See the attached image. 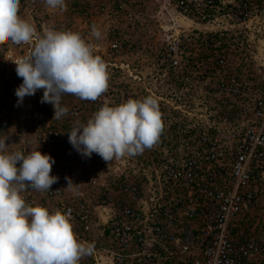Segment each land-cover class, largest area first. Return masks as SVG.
<instances>
[{"label":"built area","instance_id":"built-area-1","mask_svg":"<svg viewBox=\"0 0 264 264\" xmlns=\"http://www.w3.org/2000/svg\"><path fill=\"white\" fill-rule=\"evenodd\" d=\"M174 7L180 20L161 47L141 45L117 28L105 54L92 47L106 65L107 90L61 119H53V110L38 122L58 180L50 190L28 187L21 195L50 214L70 212L72 226L91 233L92 206L65 191L75 165L63 148L66 132L84 111L90 119L105 103L152 96L163 125L158 141L142 154L114 159L120 200L100 198L102 209L118 208L106 224L114 264H264V241L255 234L264 215V0H174ZM24 8L20 0L18 15ZM30 21L31 42L15 44L18 55L7 50L14 66L23 47L31 46L29 56L39 40L38 24ZM17 88L9 85L0 104V139L18 111Z\"/></svg>","mask_w":264,"mask_h":264},{"label":"clouds","instance_id":"clouds-1","mask_svg":"<svg viewBox=\"0 0 264 264\" xmlns=\"http://www.w3.org/2000/svg\"><path fill=\"white\" fill-rule=\"evenodd\" d=\"M27 1L23 2L29 6ZM45 4L53 9L66 7L65 0H45ZM19 8L20 0H0V44L31 42L35 30L18 15ZM91 36L101 37L95 26ZM13 63L22 78L15 90L18 105L43 89L40 102L53 105V119L69 112L61 103L65 94L96 101L108 87L105 63L79 33L72 31L45 30L30 55ZM9 78L2 84L7 92ZM162 127L158 102L147 96L118 106L105 103L87 123L75 122L66 134L82 156L91 158L95 153L110 164L113 159L152 148ZM7 140L0 139V264H78L82 257L93 255L95 245L76 238L70 212L57 209L50 214L44 206L26 204L21 195L28 187L42 192L51 189L58 180L51 174L54 158L39 149L9 153ZM68 187H72L70 179Z\"/></svg>","mask_w":264,"mask_h":264},{"label":"crops","instance_id":"crops-1","mask_svg":"<svg viewBox=\"0 0 264 264\" xmlns=\"http://www.w3.org/2000/svg\"><path fill=\"white\" fill-rule=\"evenodd\" d=\"M39 1L41 2L42 0ZM34 2L36 6H34L32 10L37 9V11L35 16L32 18H35L38 23V37L40 39L43 37L45 30L54 29L53 27H56V21H52L51 11H38V7L44 6V0L43 3L39 6L38 0H34ZM28 11L29 10H27V12ZM19 16L22 19L26 18L25 20L29 18L26 13H21ZM101 18L102 17H99V19ZM29 21L30 19H28V23ZM99 24H102V21H100L98 25ZM57 30L61 31V28H58ZM142 34H144V32ZM84 35L87 36V40L85 38L86 43H88V40L90 39L92 41V43L90 44L91 47H99L101 48V50L103 49V53L105 52L106 47L104 45H100L99 43H94V37L91 36V33L89 31L84 32ZM30 47L31 46L28 44L25 45L23 47V50L20 52V55L23 57L27 56V50H29ZM7 49L10 50L9 45H7ZM104 54L102 57L105 58L106 55L104 56ZM11 67L12 71L8 77H10L9 79L19 87L22 83V78H19L17 76L16 66L11 64ZM43 91V89H40L34 96H26L22 104H19L16 115L3 128L2 139L6 137L8 138L6 143L9 144L7 148V151L9 153L23 152L27 154L30 150L38 149L42 153L45 151L40 143V137L36 126L38 122L40 120H44L45 117L54 110V108L52 104L40 102L43 96ZM71 97H73V99ZM80 101L81 99L74 97L71 94H65L62 97L61 103L63 106H67L70 109L77 106ZM88 119L89 113L87 111H84L82 118L77 121L81 123H87ZM69 131L67 130V132ZM63 148L70 151L73 156H75L74 169L72 175L68 178V180L70 179L72 181V187H68L67 181L65 187L66 194L67 196L79 197L86 200L93 208L94 228L91 233H84L79 229L78 226H72L78 241L85 244L92 243L95 245L93 255L82 257L78 264H114L112 256L109 252V250L113 249V246L108 239L106 224L110 217L117 216L118 208L116 205H111L108 206V208L105 210L102 209L100 205V198L109 196L113 197L115 200H120L119 188L114 186L113 179L114 171H119L120 168L116 165V162L118 160L113 159V161L109 164V162L104 161L100 156L94 157L92 159L81 157V154L78 153L69 143L67 134L63 142ZM126 158L127 156H124L121 158V160H126ZM119 163L121 162L119 161ZM17 167H19V164L17 165ZM119 173L122 174V172ZM143 185L145 186V190L149 189L148 182L144 183ZM181 236L183 240H186V238L190 235H187V233L183 232Z\"/></svg>","mask_w":264,"mask_h":264},{"label":"rangeland","instance_id":"rangeland-1","mask_svg":"<svg viewBox=\"0 0 264 264\" xmlns=\"http://www.w3.org/2000/svg\"><path fill=\"white\" fill-rule=\"evenodd\" d=\"M28 1V4L31 3L32 6H36L34 0ZM42 3L43 0L41 2L38 0V6ZM43 5L38 7V11H51L52 21H56V27H53L55 30L61 28V31L79 33L85 39L87 36L84 35V32L89 31L91 33L92 27L97 26L101 37L99 39L94 37L93 41L104 45L106 47L105 51L109 50L111 31L114 28L119 29L124 34L126 33L129 39L133 37L132 39L141 45L154 48L162 46L166 30L173 25L177 27L178 20H180L174 7V0H65L66 7L64 9L49 8L44 0ZM28 7V5H25L22 14L26 13L29 16L28 19H31L35 16L37 9L30 12L32 8ZM121 7H123L124 13H119ZM27 10L29 11L27 12ZM99 17H102V20ZM28 19L25 21L28 22ZM34 21L37 23L35 18ZM100 21H102V24L98 25ZM180 24H183L182 20ZM143 32L144 34H142ZM91 43L92 41L89 39L88 44ZM7 44L14 54H19L18 46L16 47L15 43L8 42ZM6 46L5 43L0 44V104L7 93V91H4L2 84L6 82L5 79L12 71V62L6 58ZM71 98L73 99V97ZM257 219L259 225L256 226L255 234L259 240L264 241V215Z\"/></svg>","mask_w":264,"mask_h":264},{"label":"trees","instance_id":"trees-1","mask_svg":"<svg viewBox=\"0 0 264 264\" xmlns=\"http://www.w3.org/2000/svg\"><path fill=\"white\" fill-rule=\"evenodd\" d=\"M6 80V79H5ZM8 83L9 84H7V85H12L13 84V81H8ZM17 85V84H16ZM18 87V86H17ZM9 122H7V123H4L3 125H2V127H1V131L3 132V128L6 126V124H8Z\"/></svg>","mask_w":264,"mask_h":264}]
</instances>
